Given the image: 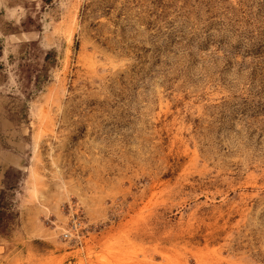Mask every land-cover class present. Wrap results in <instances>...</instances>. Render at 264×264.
I'll return each mask as SVG.
<instances>
[{"label":"rangeland","instance_id":"374dc122","mask_svg":"<svg viewBox=\"0 0 264 264\" xmlns=\"http://www.w3.org/2000/svg\"><path fill=\"white\" fill-rule=\"evenodd\" d=\"M1 19L0 264H264V0Z\"/></svg>","mask_w":264,"mask_h":264},{"label":"built area","instance_id":"2783aa9c","mask_svg":"<svg viewBox=\"0 0 264 264\" xmlns=\"http://www.w3.org/2000/svg\"><path fill=\"white\" fill-rule=\"evenodd\" d=\"M87 229L86 219L80 210H75L70 218L68 228L63 233L65 241L79 243L84 238V233Z\"/></svg>","mask_w":264,"mask_h":264},{"label":"crops","instance_id":"0c3cea01","mask_svg":"<svg viewBox=\"0 0 264 264\" xmlns=\"http://www.w3.org/2000/svg\"><path fill=\"white\" fill-rule=\"evenodd\" d=\"M8 1H9V0H0V22L2 21V19H1V13H2V10L4 9L5 4H6V3L8 4Z\"/></svg>","mask_w":264,"mask_h":264}]
</instances>
